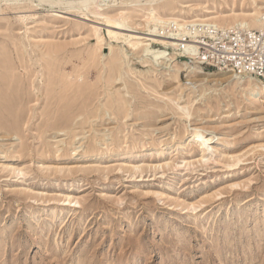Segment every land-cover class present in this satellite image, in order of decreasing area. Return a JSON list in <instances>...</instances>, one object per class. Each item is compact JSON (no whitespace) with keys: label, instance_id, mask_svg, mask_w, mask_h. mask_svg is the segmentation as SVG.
I'll return each mask as SVG.
<instances>
[{"label":"rangeland","instance_id":"1","mask_svg":"<svg viewBox=\"0 0 264 264\" xmlns=\"http://www.w3.org/2000/svg\"><path fill=\"white\" fill-rule=\"evenodd\" d=\"M9 1L0 10V264H264V97L177 56L147 64L95 18L51 16L86 0ZM177 1L192 15L262 6ZM87 3L110 16L122 9ZM145 3L124 6L130 24ZM194 129L210 139L204 151Z\"/></svg>","mask_w":264,"mask_h":264},{"label":"bare ground","instance_id":"2","mask_svg":"<svg viewBox=\"0 0 264 264\" xmlns=\"http://www.w3.org/2000/svg\"><path fill=\"white\" fill-rule=\"evenodd\" d=\"M90 1L91 0H86L81 2L80 6L82 9L75 8L71 10L50 11L51 16L57 19L65 20L67 19L65 18V15L69 12L74 13L75 15L80 16L79 18H82V20L91 23L94 21L93 19L91 21V18H95L96 20H99V23H96L97 25L102 24L106 28L115 30H107L109 39L117 42L123 41L124 45L130 48L134 53L140 54L143 62L158 67H167L168 63L170 66V63L175 61V56H177L175 46H177L176 44L178 40L182 37V35L189 34L191 28L193 27L203 26L210 23L221 28L239 26L249 30H264V0H259L262 6L258 7L253 13L240 15H223L222 13L210 15L212 12H209L205 6L199 8V15H192L189 13L193 12L194 8L191 5L187 6L188 8L186 6H182V4L178 3L177 0H145L146 6L138 9L137 15L140 18L133 24L129 23V8H125L124 6H130L133 2L137 3L140 2V0H119V8L122 9L114 16L107 15L105 9L99 8L97 5H92V7L89 6L91 4L87 2ZM101 1L104 3V1L108 0ZM252 1L256 2V0ZM104 4V6H108L107 3ZM10 5H14V3H11L9 0H0V10L7 9ZM179 16H185V18H189L190 20H179ZM30 17V14L25 13L18 15V18L23 22L27 21ZM166 24H173L177 28L175 35L168 37L160 36L159 28ZM97 25L92 26L91 28L93 36L96 38V44L99 46L103 40L100 35V28L97 27ZM167 50L172 51L168 53ZM122 54L126 58L123 51ZM179 56L180 57L177 58H179L178 60L180 61H177V65L186 67L195 64L184 57L183 54ZM179 68L180 67L176 68V75L179 72ZM226 79L231 82V89H234L248 98L256 99L264 97V88L260 87L259 84L251 78H238L230 75L226 77ZM189 137L192 139H198V144L203 151L208 148L210 139L203 136V131L200 129H194L190 133ZM226 141L227 138H224V141L221 142L219 149H216V153L224 149ZM218 146H216V148ZM240 162V158L233 159L228 161L227 167L235 166Z\"/></svg>","mask_w":264,"mask_h":264},{"label":"built area","instance_id":"3","mask_svg":"<svg viewBox=\"0 0 264 264\" xmlns=\"http://www.w3.org/2000/svg\"><path fill=\"white\" fill-rule=\"evenodd\" d=\"M159 30L162 37L177 32L173 24L161 26ZM176 45L177 57L183 54L189 61L218 72L251 78L264 88V30L221 28L208 23L191 28Z\"/></svg>","mask_w":264,"mask_h":264}]
</instances>
